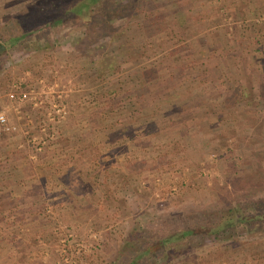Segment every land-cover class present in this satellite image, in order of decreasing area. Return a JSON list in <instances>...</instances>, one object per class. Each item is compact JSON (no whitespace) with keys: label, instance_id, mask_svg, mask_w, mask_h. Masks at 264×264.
Listing matches in <instances>:
<instances>
[{"label":"rangeland","instance_id":"rangeland-1","mask_svg":"<svg viewBox=\"0 0 264 264\" xmlns=\"http://www.w3.org/2000/svg\"><path fill=\"white\" fill-rule=\"evenodd\" d=\"M74 1L0 0V45L18 36L0 51V96L21 113L27 105L25 119L0 108L12 126L0 125V139L17 132V147L35 152L70 140L73 165L87 169L84 179L68 171L88 191L55 175L25 200L0 152V264H104L136 206L254 210L264 198V0H105L134 5L95 32L78 16L53 21ZM151 263L264 264V227L197 237Z\"/></svg>","mask_w":264,"mask_h":264},{"label":"trees","instance_id":"trees-1","mask_svg":"<svg viewBox=\"0 0 264 264\" xmlns=\"http://www.w3.org/2000/svg\"><path fill=\"white\" fill-rule=\"evenodd\" d=\"M116 3L117 1H114V4L111 5L105 0H75L62 13L56 14L53 21L69 16H78L82 20L79 25L81 27L95 32L94 25L106 23L102 30L109 29L117 18H127L128 8L132 4L127 5L130 2L124 4L125 2L118 1V4L121 5L117 6ZM60 4L59 0H51L50 9L55 10ZM107 6L109 8L117 7L105 11ZM6 39L0 45V51L14 45L18 41V36L10 35ZM149 79L140 89L150 88V85L147 86ZM112 99L114 100V98ZM132 109L130 113L134 114ZM260 200L249 204L254 210L241 207L240 210L235 203L236 205H228L215 211L186 209L181 213L159 214L136 206L133 210L134 219L129 233L120 242L112 257L104 264H153L151 259L159 255L160 252L183 247L187 243L196 241L197 237L229 238L242 234L246 225L251 221L264 227V198ZM153 218H157L159 221L158 227L152 223ZM241 229L242 231H240Z\"/></svg>","mask_w":264,"mask_h":264},{"label":"crops","instance_id":"crops-1","mask_svg":"<svg viewBox=\"0 0 264 264\" xmlns=\"http://www.w3.org/2000/svg\"><path fill=\"white\" fill-rule=\"evenodd\" d=\"M32 78V77H31ZM142 81H144V79H142ZM4 83V82H2ZM144 82H142L141 84H144ZM1 87V86H0ZM134 87V86H133ZM136 87V86H135ZM147 95L146 93L143 94V96ZM79 95H74L70 101L71 106L73 108H75V111H77L76 106L79 98H77ZM86 95L82 96V102H84V97ZM101 99L103 97H100ZM99 98V100H100ZM5 98L0 96V108L5 111L7 114L9 115H13L14 117H19L21 115L20 118L25 119V115L24 113L27 112V105L25 108H23V112L21 113V110H16L13 103L10 101H8L7 99L4 100ZM81 102V103H82ZM85 102L87 103V101L85 100ZM83 104V103H82ZM88 104V103H87ZM87 104L85 105V107H82V111L80 109H78V112H80L81 115H83V110L87 107ZM20 109V108H19ZM20 112V114H18ZM98 119L96 122L91 121L92 124L97 123V125L101 122L100 118H95ZM23 122H25V120H23ZM76 124L74 123L72 128L69 130V126L67 127V129H65V131L68 133V137L71 136V133L74 132H80V131H75V130H80L79 127L75 126ZM99 126L97 127V129L95 131H99ZM108 127V125L106 123H102V126L100 127V129L103 132H106L107 130H104L105 127ZM108 137L111 138V136L113 135L112 132V127L110 126V128L108 127ZM83 132L84 130L81 129ZM129 130V129H128ZM64 131V130H63ZM64 131V132H65ZM70 134H69V132ZM88 132L87 134H90V132H92L90 130V128H88V130L86 131ZM127 133V132H126ZM80 134V133H78ZM77 134V136H78ZM131 135V134H130ZM17 137H18V133L14 132V133H10V135H8L7 137H4L2 139H0V152H2L3 156H5V160L7 163L11 164V170L9 173H12L10 175V178L7 180V184L8 183H17V188L18 189V194L22 195L23 198L26 200L28 195H34L37 197L40 195H37L36 192H38V185L42 184L41 180H49L53 179L55 175L58 176V180L62 181V184H67V185H72L71 188H74V191L77 192L78 195H85L86 193H88V191L86 189H82V181L81 179H84V175L82 174L87 168H83L81 169V171H78V169L80 168L81 165H73L72 161H71V151H70V140H68V144L63 145V141H60L59 144L54 145V147H50L49 149H44L41 151H37L35 152L32 146H26V147H17ZM66 136V138H68ZM101 137V136H100ZM65 139V136L64 138ZM106 141V140H105ZM66 141H64L65 144ZM104 142V141H103ZM108 142V141H106ZM101 143V142H100ZM95 143L96 147L102 150V143ZM62 144V147H61ZM114 142L111 141L110 146L113 147ZM56 148V150H54ZM59 149L61 150L60 153L58 152ZM63 149L66 151V153L64 155H62L63 153ZM67 154V155H66ZM68 158V159H67ZM86 164V163H84ZM71 165H73L74 167L69 168ZM72 172L77 171L79 174L82 175L81 176L78 174V176L75 174L73 176H71L70 172L68 171L69 169ZM4 169L0 168V171H3ZM5 184V185H7ZM33 190V193H32ZM67 190V189H66ZM73 195V193H72ZM40 198V197H39Z\"/></svg>","mask_w":264,"mask_h":264},{"label":"built area","instance_id":"built-area-1","mask_svg":"<svg viewBox=\"0 0 264 264\" xmlns=\"http://www.w3.org/2000/svg\"><path fill=\"white\" fill-rule=\"evenodd\" d=\"M10 95L13 96L14 94L11 93ZM26 96L27 93L25 91H21V98H25ZM0 125L6 130L12 128V126L8 124L6 116L3 113H0Z\"/></svg>","mask_w":264,"mask_h":264}]
</instances>
